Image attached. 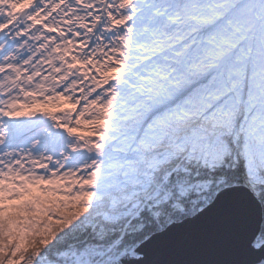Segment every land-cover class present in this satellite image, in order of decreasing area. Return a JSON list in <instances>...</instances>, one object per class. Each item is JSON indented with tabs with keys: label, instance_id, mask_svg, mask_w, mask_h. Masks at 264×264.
Here are the masks:
<instances>
[{
	"label": "snow or ice",
	"instance_id": "obj_1",
	"mask_svg": "<svg viewBox=\"0 0 264 264\" xmlns=\"http://www.w3.org/2000/svg\"><path fill=\"white\" fill-rule=\"evenodd\" d=\"M0 264H264V0H0Z\"/></svg>",
	"mask_w": 264,
	"mask_h": 264
}]
</instances>
